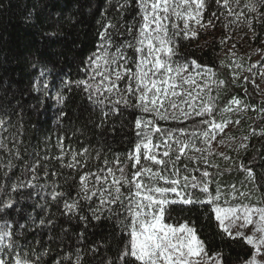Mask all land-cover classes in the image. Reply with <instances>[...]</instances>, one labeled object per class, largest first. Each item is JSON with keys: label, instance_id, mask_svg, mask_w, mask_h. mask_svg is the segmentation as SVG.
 Segmentation results:
<instances>
[{"label": "trees", "instance_id": "trees-1", "mask_svg": "<svg viewBox=\"0 0 264 264\" xmlns=\"http://www.w3.org/2000/svg\"><path fill=\"white\" fill-rule=\"evenodd\" d=\"M208 2L214 4L215 0ZM138 11L135 0L123 11L118 10L116 0H0V119L5 121L0 128V139L11 149L9 153L0 148V205L9 199L14 201L12 208L0 212V224L4 221L12 224L17 251L22 255L26 252L28 259L35 260L47 250L38 264H55L57 260L61 264H74L77 249L81 250L83 264H107L109 260H116L129 239L114 214L118 213L119 220H123V212L117 205L111 206L114 212L105 210L101 219L95 220L89 211V207L98 203L95 197L91 202L81 199L78 212L65 214L63 202H53L49 193L52 185L57 184V191L68 192L71 198H76L78 177L92 162L99 166L105 159L123 160L137 141L134 122L145 114L123 104L111 111L108 101L101 105L95 97L90 100L83 85L77 86L74 82L88 79L84 71L86 62L98 49L99 33L106 21L116 24L110 32L114 44H120L132 39L126 27L137 23ZM263 27L264 22L253 21L257 39ZM221 50L222 39L200 46L190 36L176 37L174 61L196 60L215 73L208 85L210 91L206 89L202 99L208 101L212 97L217 121L225 118L222 109L233 97L247 105L241 127L233 134L234 147L227 159L207 157L194 163L182 158L177 167L182 175L188 174L184 171L187 164L189 173L198 178L207 170L213 193L217 183L222 193L231 191L235 185L238 192L246 193L240 195L239 201L264 206V101L249 80L254 66L249 64L251 71L247 80L233 83ZM218 80L225 81L226 86H218L214 82ZM50 90L63 97L59 105L52 100ZM201 119L193 114L189 120L157 122L162 129L180 136L178 129L190 133L206 127L199 124ZM156 138L159 139L158 134ZM241 141L246 147H241ZM59 143L68 153L62 162L56 159L61 154ZM85 149V155L78 156L87 161L85 168L62 166L70 162L71 152L80 153ZM17 150L19 158L15 155ZM9 161L14 166L11 170L5 167ZM37 161L40 165L37 179L31 180L33 173L28 169ZM191 167L199 171H190ZM245 168L253 171L255 183ZM20 180L25 184L31 180L35 187H21L13 192L11 185ZM186 191L193 192L196 199H204L198 189ZM210 209L207 204H170L166 206L165 220L193 226L204 242L205 251L219 253L222 264H244L253 254L252 247L243 238L233 239L225 233ZM81 215L87 220H81ZM41 219L45 221L43 225Z\"/></svg>", "mask_w": 264, "mask_h": 264}, {"label": "snow or ice", "instance_id": "snow-or-ice-1", "mask_svg": "<svg viewBox=\"0 0 264 264\" xmlns=\"http://www.w3.org/2000/svg\"><path fill=\"white\" fill-rule=\"evenodd\" d=\"M116 2L118 10L123 11L131 0ZM215 2L230 9V0ZM235 2L239 4V0ZM135 4L139 9V21L126 27V32L132 39L114 44L110 29H115L116 24L110 20L106 21L102 26L103 31L99 33L98 49L86 62L84 71L88 79L74 83L77 86L83 85V90L88 93L90 100L95 97L96 102L101 105L108 101L112 105L111 111H116L118 106L123 104L145 114L137 117L134 122L137 141L123 160L120 157L111 162L105 159L104 167H98L97 171H83L78 177L76 198H71L68 192L57 191V184L52 185L49 195L53 202H63L65 214H75L81 208V199L91 202L93 197L98 198V203L95 207H89L92 219L100 220L105 210L114 212L112 205H117L122 210L123 220H119L118 213L114 214L122 225V232L126 233L129 239L119 251L116 260H109L107 264H201V261L194 258L206 257L208 254L196 229L187 223L171 224L165 221L166 206L175 203L210 205L219 227L231 238H243L244 242L252 247L253 254L244 264H264V259L261 258L264 257V207H221L218 201L223 193L218 183L214 193L210 190L211 181L207 179L210 173L207 170L202 172V178H198L189 173L187 164L184 165V171L188 174L182 175L181 169L177 167V162L182 158L190 161L198 159L189 156V151H207L196 146L197 140L210 145L219 133H224L228 125L233 123L226 118L218 122L214 118L212 97L209 96L208 101L202 99V94L208 89L206 78L215 76L212 69L197 63L196 60L180 63L172 59L175 55L176 37L183 36L187 39L197 35L190 27V22L204 27L201 19L207 7L206 0H135ZM250 11H256L254 5L250 7ZM212 15L215 16V13ZM260 19L264 22V12L260 13ZM208 23L211 24L212 21L209 20ZM113 47L114 52L111 51ZM126 49H131L134 55H126ZM248 71H251V68ZM238 78L234 73L233 83ZM244 79L247 80L248 77ZM214 82L218 86H226L223 80ZM57 99L59 102L63 101L59 94ZM197 100H200L199 105L196 104ZM241 103L233 97L222 111L231 112L233 104L239 106ZM193 114L202 118L199 124L206 127L194 129L190 133L186 129H178L180 136L174 135L171 130L162 129L157 122L189 120ZM103 115L106 117L108 113ZM234 123L239 124V120ZM4 124L5 121L0 119V128H3ZM157 134L159 139L156 138ZM58 147L61 148V154L56 159L62 162L68 153L64 152L62 143H59ZM0 148L11 153V149L6 148L2 139ZM86 152L87 149L80 153L71 152L72 161L66 165L62 163V166L85 168L87 161H81L77 157L84 156ZM15 155L19 158L18 150ZM39 166L37 161L28 169L33 173L31 180L37 179ZM5 167L11 170L14 166L9 161ZM244 170L255 183L253 171L250 168ZM191 171L199 169L194 168ZM4 175L7 176L8 173L5 172ZM45 175H48L47 171ZM52 175L56 173L53 172ZM31 180L27 184L22 180L13 183L11 190L15 192L21 187H35ZM231 187L233 193L237 191L235 185ZM189 188L198 189L204 199L194 198L193 192L186 191ZM173 194L175 198H172ZM240 195L244 196L246 193L241 192ZM13 203L12 199L4 202L0 205V212L12 208ZM225 203L228 201L225 200ZM254 217L257 219L254 220ZM80 219L86 221L87 217L81 215ZM237 220L243 221L240 227L254 225V234L245 235L240 231L233 234L231 228ZM225 221L230 223L226 225ZM44 223L41 219L40 224ZM11 229L12 224L8 221L0 224V264H38L40 256L46 255L47 250L37 255L35 260L28 259L26 252L22 255L17 251V242L13 239ZM80 251L77 249L74 264H83ZM219 256L217 253L209 259H215L216 264H222ZM55 264H61V261L57 260Z\"/></svg>", "mask_w": 264, "mask_h": 264}, {"label": "rangeland", "instance_id": "rangeland-1", "mask_svg": "<svg viewBox=\"0 0 264 264\" xmlns=\"http://www.w3.org/2000/svg\"><path fill=\"white\" fill-rule=\"evenodd\" d=\"M206 4V10L204 11L201 19V23L204 25V27L195 25L194 22H190V27H192L197 33L195 38L192 37L193 40H195L198 45L202 46L216 39H222V50L220 53L222 59L227 63L232 77L234 73L239 76L235 82H243L245 80L244 77H247L249 73V64H252L254 69L249 75V80L255 85L256 92L260 100L264 101V75H262V73H264V27L262 28L258 39L255 37L253 29V21L257 19L261 21L260 13L264 12V4H262V0H239V4H237L235 0H230V9L224 8L222 5H218L216 2H214V4H209L208 0H206ZM245 5H249V7H246ZM253 5L255 6L256 11H250V7ZM233 11H237L239 15L235 16ZM212 13H215V16H213ZM209 20L212 21L211 24L208 23ZM249 25H251V27ZM133 35H135V32ZM111 51L114 52L115 48H112ZM125 53L129 57L134 55L133 51L129 52L127 49L125 50ZM237 65H240V67L238 68ZM97 79H99V77ZM206 79L207 84H211V77H207ZM121 87H123V85H121ZM50 96L56 105L60 104L57 99L58 95L54 91L50 90ZM238 100L242 102L239 106L233 104L231 106L233 111L224 112L226 114L225 118L233 121V123L229 124L225 129L224 133H219L216 137V140L210 145L202 144L199 140L196 141L197 147L207 149V151L188 152L189 156L198 158L197 160L193 161L194 163L198 160L203 161V159L207 157H222L224 159L225 157H229V153L234 147L233 140L235 137L233 134L240 129L241 122L243 120L242 115L247 110L246 103L241 99ZM236 120H239V124L234 123ZM221 140L223 143H218ZM240 145H243L242 141L240 142ZM63 150L65 153H67V149L64 148ZM221 153H223V155H221ZM77 159L84 161V159H80L79 157H77ZM68 160H70V162L72 161L70 154L68 156ZM91 164L92 165L88 170L93 172L97 171L98 167H104V163H101L99 166L94 165V162ZM193 168L194 167H191L190 171ZM241 192L242 191L240 190L239 192L236 191L233 193L232 189L227 193H223L218 203L221 207H238L241 205H255L257 207H264L263 205L239 201ZM233 196H235V198H233ZM95 198L98 200L97 197ZM172 198H175L174 194L172 195ZM225 200L228 201L227 204L225 203ZM253 219L255 220L257 217H254ZM166 222L177 224L169 221ZM229 223V221H225L226 225ZM242 223V220H237L235 225L231 228L232 233L235 234L237 231H240L244 232L245 235H253L254 225L240 227ZM207 254L208 255L206 257L200 256L195 257L194 259L201 261V264H216V260L209 259V257H215L217 253ZM261 258L264 259V257Z\"/></svg>", "mask_w": 264, "mask_h": 264}]
</instances>
